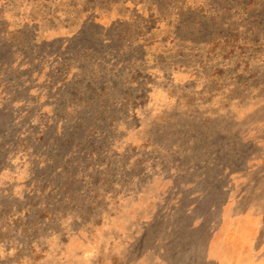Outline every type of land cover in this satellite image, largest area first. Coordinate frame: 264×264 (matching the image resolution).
Wrapping results in <instances>:
<instances>
[{
	"label": "rangeland",
	"instance_id": "obj_1",
	"mask_svg": "<svg viewBox=\"0 0 264 264\" xmlns=\"http://www.w3.org/2000/svg\"><path fill=\"white\" fill-rule=\"evenodd\" d=\"M0 264H264V0H0Z\"/></svg>",
	"mask_w": 264,
	"mask_h": 264
}]
</instances>
